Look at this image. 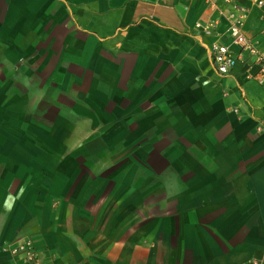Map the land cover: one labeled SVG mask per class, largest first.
Listing matches in <instances>:
<instances>
[{
	"label": "crops",
	"instance_id": "crops-1",
	"mask_svg": "<svg viewBox=\"0 0 264 264\" xmlns=\"http://www.w3.org/2000/svg\"><path fill=\"white\" fill-rule=\"evenodd\" d=\"M231 2L264 55V0ZM231 2L0 0V264L25 237L44 264H264V68L210 54L239 52Z\"/></svg>",
	"mask_w": 264,
	"mask_h": 264
},
{
	"label": "built area",
	"instance_id": "built-area-1",
	"mask_svg": "<svg viewBox=\"0 0 264 264\" xmlns=\"http://www.w3.org/2000/svg\"><path fill=\"white\" fill-rule=\"evenodd\" d=\"M231 2V0H224ZM232 12L228 14V33L231 42L239 47L237 54H232L228 44L214 41L210 44V54L213 66L220 75H225L235 66L244 51L255 56L260 69L264 68V55L258 51L255 43L248 39L242 27L246 19L247 8L237 3L231 2ZM212 24L195 23L196 28H201L205 33L210 32ZM15 254L23 255L27 264H44L38 256L37 250L30 237L22 238L11 250Z\"/></svg>",
	"mask_w": 264,
	"mask_h": 264
},
{
	"label": "clouds",
	"instance_id": "clouds-1",
	"mask_svg": "<svg viewBox=\"0 0 264 264\" xmlns=\"http://www.w3.org/2000/svg\"><path fill=\"white\" fill-rule=\"evenodd\" d=\"M179 191H180L179 188H176L175 190H170V191L168 192V195H169V196L177 195V194H179Z\"/></svg>",
	"mask_w": 264,
	"mask_h": 264
}]
</instances>
